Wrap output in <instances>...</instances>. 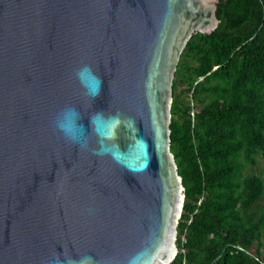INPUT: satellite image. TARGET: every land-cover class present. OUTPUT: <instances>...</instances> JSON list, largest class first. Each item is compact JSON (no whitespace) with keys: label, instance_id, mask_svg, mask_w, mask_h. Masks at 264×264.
<instances>
[{"label":"water","instance_id":"1","mask_svg":"<svg viewBox=\"0 0 264 264\" xmlns=\"http://www.w3.org/2000/svg\"><path fill=\"white\" fill-rule=\"evenodd\" d=\"M217 4L0 0V264L171 263L172 83Z\"/></svg>","mask_w":264,"mask_h":264},{"label":"trees","instance_id":"2","mask_svg":"<svg viewBox=\"0 0 264 264\" xmlns=\"http://www.w3.org/2000/svg\"><path fill=\"white\" fill-rule=\"evenodd\" d=\"M183 49L170 151L184 187L179 264H264V0H218Z\"/></svg>","mask_w":264,"mask_h":264},{"label":"clouds","instance_id":"3","mask_svg":"<svg viewBox=\"0 0 264 264\" xmlns=\"http://www.w3.org/2000/svg\"><path fill=\"white\" fill-rule=\"evenodd\" d=\"M81 77H82L83 80H85L88 83V85H90L91 83L95 82V87H96V80H95L94 77H92L90 75V73L85 71V72L81 73ZM98 131H100V129H98Z\"/></svg>","mask_w":264,"mask_h":264},{"label":"rangeland","instance_id":"4","mask_svg":"<svg viewBox=\"0 0 264 264\" xmlns=\"http://www.w3.org/2000/svg\"><path fill=\"white\" fill-rule=\"evenodd\" d=\"M261 254H262V257H264V242H263V246L261 248Z\"/></svg>","mask_w":264,"mask_h":264},{"label":"built area","instance_id":"5","mask_svg":"<svg viewBox=\"0 0 264 264\" xmlns=\"http://www.w3.org/2000/svg\"><path fill=\"white\" fill-rule=\"evenodd\" d=\"M170 264H179V263H173V260H172ZM182 264H184V263H182Z\"/></svg>","mask_w":264,"mask_h":264},{"label":"snow or ice","instance_id":"6","mask_svg":"<svg viewBox=\"0 0 264 264\" xmlns=\"http://www.w3.org/2000/svg\"><path fill=\"white\" fill-rule=\"evenodd\" d=\"M95 87V82H93V88Z\"/></svg>","mask_w":264,"mask_h":264}]
</instances>
